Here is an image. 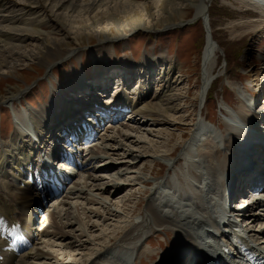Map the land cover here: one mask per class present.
I'll list each match as a JSON object with an SVG mask.
<instances>
[{"label":"bare ground","instance_id":"obj_1","mask_svg":"<svg viewBox=\"0 0 264 264\" xmlns=\"http://www.w3.org/2000/svg\"><path fill=\"white\" fill-rule=\"evenodd\" d=\"M209 1L0 0V74L12 69L16 62L27 63L33 59L47 57L48 62L44 66L46 67L52 65L53 58L63 59V56L68 52V55H72L79 47L78 45L70 47L66 51H59L57 57L49 59L50 53L59 40L65 39L64 37L70 36L69 33L77 31L68 32V28L73 26L71 25L73 20L85 23L76 34L87 30L97 32L99 30L97 27H106L114 23L122 26L127 20L130 21L126 22L127 24L136 25L131 28L134 30L138 27L150 28V26L143 25L144 22L147 23L150 20L165 18L171 22L173 14L181 15L179 10L182 7H190L195 9V17L202 18L206 31L202 54L201 85L197 96L199 119L193 123L185 122L184 117L187 114L184 113L183 108L173 103L176 100L186 103L184 96L173 95L165 104L159 101L163 94L173 90L171 86L176 83V80L172 74L177 71L176 63L166 62L167 60L164 61V57L160 56L162 67L158 74L161 83L156 86L151 85L149 89L145 90L138 87L140 89L138 93L135 88L132 93L137 95L135 94L133 97L128 96L129 94L123 88L119 90V86L124 87L126 81L119 82L122 75L118 77L121 73L118 74L117 91L111 96L112 99H109L110 102L106 104V112L104 113L105 110L100 109V114L104 116L109 109H122L124 105L126 109L137 114L138 118L141 117L138 123L145 124L146 127L131 125L123 119L118 120L115 117L113 122L114 128L115 125L117 126L115 131L109 135L106 129L104 133L100 134L104 130L105 119L109 115H106V118L94 120L96 133L93 134L91 141H95V137L99 134L101 143L88 144L85 152L90 154L91 161L95 160L96 165L91 166L90 160L82 157L81 154L82 172L84 173V169L91 172L83 177L85 180L82 185H80L81 181L80 183L73 182V178H69L66 184L67 192L63 198L70 200L73 197V199L85 198L84 200L89 204L98 207L93 210L92 208L87 209V213L80 212L67 200L53 198V208L52 205L48 206L52 209L47 208V218L45 217L47 224L46 229L42 228V233L34 226L36 214L44 206L40 201V195H33L34 188L31 181L36 165L39 164L37 163L39 160L34 156L38 157L42 155L43 151H46L47 130L52 129L57 123L68 117L72 120L74 113L81 107H85V111H91L94 105L88 104L86 107L82 102V97L75 94L78 89L82 88V83L78 79L76 82H68V87H61L58 85L59 83L56 85L51 83L49 102L38 110L28 107L14 111L12 107L18 109L12 100L17 95L14 92H10L5 99L3 98L4 100L0 101V103L6 102L11 106L10 110L13 113L15 125H13L12 135L7 140L0 137V251L3 253L0 264H134L136 260L138 264H196L199 260L203 261L208 257L212 258V256L229 258L228 264H245L241 253L243 247L253 249L255 253L264 252V171H262V167L264 169V106L253 109L254 107L250 104L251 100L246 96V93L236 88L237 98L242 101L239 109H234L229 103L221 104L223 121L219 125L211 124L203 116L202 109L211 87V68L217 49L211 31V22L208 20L207 3ZM235 1L245 7L244 11L248 12L247 19L244 17L242 23L239 24L240 27L248 30L264 28V0ZM48 15L53 20L54 27L50 32H45L44 29L41 30V27L44 25L43 21L49 20L45 18ZM61 17L63 18L61 19ZM104 18L111 22H105ZM103 50H105L103 47H95L90 51L92 58L96 59L98 63L102 60L101 56L109 58L107 56L111 54H104ZM150 63L151 58L143 62L141 66V69L146 72L144 79L146 77L145 81L147 82ZM131 66L133 64L130 63V65L124 66V69H131ZM105 68L106 70L99 68V71H103L96 77L112 70L110 67V69ZM41 70L43 69L41 68ZM80 74L82 77L83 74ZM93 82L103 86L97 78L93 79ZM57 85L58 87H56ZM151 89L153 93L149 94ZM70 94L75 95L74 97L72 95V100H70ZM117 98L123 103L122 106L116 103ZM92 99L95 101L94 98ZM193 107L195 108V106ZM75 120L78 121V118H74ZM152 120L157 124L170 127L176 124V129L181 130V134H179L181 140L186 137L188 130L191 134L186 137L187 140L172 144L174 133L168 132L172 137L166 138L163 142L168 152L159 153L157 149H154L148 157H155L159 166L167 163L170 166L169 171L165 177L150 181L146 175L140 174L135 177L133 173L136 171L129 170L137 163H141L144 160L142 159L144 155L148 154L145 147L147 135L152 136L155 132V128L150 127ZM163 132L165 130L158 131V133ZM253 141L256 143L251 144ZM176 151H181L178 155L179 158L172 160L170 157ZM76 153L81 152L76 151ZM238 159L243 160V165L239 172L233 176V171L239 165ZM75 165L78 166L80 163ZM59 166L62 165L59 164ZM55 168L53 167V169ZM99 170L101 174L93 175ZM111 170L113 172H110ZM144 171H147L145 165L142 166L139 173L143 174ZM170 172H172V176L169 175ZM249 177L251 178L249 184L251 196L249 195L250 199L248 198L249 200L245 203L247 208H243L242 205L240 206L241 203L237 204L238 202L232 207L231 202L225 205L223 193L227 188L233 193L232 199L241 196V199L237 201L245 202L243 195L248 192L246 190L248 185L246 184L244 187V184L249 180ZM91 183L92 186H90ZM134 184L147 186L149 193L146 203L143 212L138 214L139 220H136L135 217L131 223L120 228L122 225L119 223L122 221H119L118 218H122V216L118 215V206L115 203L109 204L111 194L116 190L130 188ZM55 188L59 189L60 187L55 185ZM255 189H260L259 194H253ZM64 190L65 188L61 193ZM123 200L124 198H121L116 202L122 204ZM65 202L68 205L67 208L62 207ZM254 205L259 209L257 212L252 211ZM111 206L114 207L111 208ZM72 208L75 210H71ZM100 208L106 210L107 216L117 218L113 224L117 226L113 228L114 232L103 233L104 228L102 229L100 226L102 230L97 229L98 224L94 226V223L91 222L92 216L102 220L103 212H100ZM42 215L44 216V212ZM45 218L43 222H45ZM105 218L104 221L109 220V218ZM237 220L241 223L239 224ZM16 221L21 224L20 229L28 232L25 237H30L31 243L33 242L34 245L20 255H12L7 249L11 241L2 234V232H9L12 229L11 224ZM50 227L54 233L60 232V238H67L71 235L74 242H79L78 247H75L73 252L63 248H69L70 245L66 243L54 244L55 248H49L47 243L49 241L41 240V238H44ZM65 228L67 232L62 230ZM152 230L163 232L165 235L169 233L176 237V246L173 247L178 251L175 253L176 255L170 253L167 257L161 256L160 260L156 262L155 252H143L141 247L143 238L145 239ZM98 235L102 236L99 243L89 248L88 245L93 244L94 238H97ZM25 237L23 236L22 239L26 240ZM12 238L20 239V236L14 231ZM238 238L241 239L242 245L234 246L232 239L236 241ZM246 240L248 241L246 242ZM82 250L87 252L84 253ZM78 251L82 252L77 253ZM214 253L217 254L214 255ZM79 255L81 256L80 261L75 258ZM143 256L149 260V263L142 261ZM28 259L34 262H30Z\"/></svg>","mask_w":264,"mask_h":264},{"label":"rangeland","instance_id":"obj_2","mask_svg":"<svg viewBox=\"0 0 264 264\" xmlns=\"http://www.w3.org/2000/svg\"><path fill=\"white\" fill-rule=\"evenodd\" d=\"M208 4H209L207 7L208 20L209 22H211L210 23L211 31H212L213 39L216 42L217 49L215 51V57L212 62V68H211L212 69L211 70L212 81L210 85L211 87L209 88L210 90L208 92L205 105L203 106L202 113L203 116L208 121L211 122V124L219 125L223 121V117H222L223 113L221 112L222 109H220L222 106L221 104L224 105L225 103H229L231 106L234 107V109H239V107L242 105V101L239 98H237L238 96H237L236 88L240 91L245 92L248 95L251 93V91H255L257 95L256 109L264 106L263 105L264 104V67H263L264 59L262 60V58L264 57H261L264 56V28L257 30H252L251 28V30H248L240 27L239 24L242 23L244 17L247 19L248 12L244 11L246 10L245 7H242L235 0H210ZM179 11L182 14L181 15L173 14L172 17L173 20L171 19V22H169L170 20H165V18L150 20L149 22L147 23L144 22L143 24L145 26H150V28L138 27L134 30L131 28L136 25L127 24L126 22H130L127 20L125 24L122 26L114 23L106 27L104 26L97 27L99 28L97 32L87 30L80 34H76L83 27L82 24L85 23H82L81 21L73 20V23L71 24L73 26L68 28V32L76 31V30L77 31L73 33H69L70 36L64 37L65 39L61 38L57 43V45L53 48L52 52L50 53L49 59H52L53 57H57L59 51L62 50L66 51L67 49L75 45L81 47L76 48L75 52H73L72 55H68L69 53L68 52L67 55L63 56V59L53 58V60H51L53 61L51 66L44 67L48 62L47 57H44L43 59H35V60L33 59L27 63L26 62L14 63L15 64L13 67L14 69L12 68L9 71H5V73L3 74H0V101L4 100L5 97H7L10 92H14V93L17 92L16 97H13L12 99L14 101V104L18 108L15 109V107L14 108L12 107L14 111L23 108L26 109L28 107L33 110L35 108L36 110H38L41 106L49 102V98L51 95V83L54 85L59 83L58 85H60L61 87H68L69 85L68 82L71 81L76 82L77 79L79 78L78 76H81L80 73H82L83 70H85L87 74L94 75L95 72H97L99 65L101 67L108 65L107 69H110L112 67L109 68V66L123 68L126 65H130V63L133 64V66H131L130 69V70L133 69L131 71L133 74L132 76L133 80L131 84H129V86L131 85V87H128L125 90H127V92H130L136 88L135 89L136 93H138V91L141 88L145 90L146 88L149 89L151 85L156 86L157 84L161 83L160 82L161 79L159 77L160 75L158 74V71L162 67V63H160L162 62L160 60V56H163L164 61L166 60H167L166 62L172 61L177 65V71L173 72L172 74V77L176 80V83L171 86V88H173L172 92H166L165 94H163L161 100L159 101L160 103L165 104L166 102H168L169 98L172 97L173 95L184 96L186 103H183V101L181 100H176L173 103L183 108L184 113L187 114V116L184 117L185 122H190V123L195 122L197 119H199L197 113L198 112L197 96H198V89L201 85L202 54H203V47L205 44L206 31L202 18H196L194 15L195 9L190 7L188 8L182 7ZM45 18L49 20L43 21L44 25L41 27V30L44 29L45 32L47 31L50 32V30L54 27L52 23L53 20L49 15L45 16ZM62 18L63 17H61V19ZM63 21L67 22L65 20ZM104 21L111 22V20H107L105 18ZM104 21L102 20V22ZM95 41H97L98 43ZM84 44L88 46H83ZM95 47H103V49H105L103 50L104 54L111 53L109 56H107L109 58H105L101 56L102 60L100 61V63H98L96 59L92 58L91 56L92 53L90 52ZM149 58H151V63L147 74V80H148L147 82L145 81L146 77L144 79L146 72L143 71V69H141V66L143 62H146V60L148 61ZM94 60H96V62H94ZM104 62L107 63L104 64ZM168 64L166 65L168 66ZM41 68L43 70H41ZM118 77L116 76L114 77V79L116 78L118 80ZM114 79H112V81L109 84V86H111L110 88L115 87V86L113 87L111 84L112 82L113 83L115 82L116 79L115 80ZM122 79L120 78L119 82L126 81L125 80L126 78H124V80ZM58 85L56 87H58ZM18 86L21 87L19 88ZM83 88H85V85L82 86L81 90H83ZM136 93H130L128 96L133 97L135 96ZM152 93L153 90L151 89L149 94ZM75 94H77V92H75ZM72 95L73 94L69 95L70 100H72L71 98ZM74 96L75 95H73V97ZM102 99L104 100L105 98ZM193 106H195V108ZM10 108L11 106L9 104H6V102L0 103V137H2L3 140H7V138H9L13 132V125H14L13 113L10 110ZM139 118L137 119L133 118L132 120L129 121L125 120V122H128L129 124L135 126L146 127L145 124L140 125L138 123ZM105 123L106 124L104 126V130L100 134L104 133V131H106L107 129L108 130L107 133L111 135L112 131L114 132L117 126L115 125L114 128V124L111 123L110 120L105 121ZM150 127L155 128V132H153L152 136L147 135V139H146L147 143L145 147L147 149L148 154L144 155V157L142 158L144 160H142L141 163H137L133 168H130L129 171H136V173L132 172L133 174H135L133 175L135 177L139 176L140 174L146 175V178L151 181L155 178L165 177L166 173H168L169 171L170 166L167 165V163L163 165L160 162L159 164H161V166H159L157 164L158 160L155 157H148V155L152 154L154 149H157L159 153L168 152L167 148L164 146L163 143L166 138L172 137L168 132L174 133L172 144H178L182 140H187L186 137L190 136L191 133L190 130H188L186 137L181 140L179 138V134H181V130L176 129V124L170 127L162 124H157L152 120L150 122ZM164 130L165 132L158 133V131H164ZM97 137H98L97 140L93 142L94 144L100 141L99 140L100 135H98ZM100 143L101 142H99V144ZM255 143H256L255 141L251 142V144H255ZM180 152L181 151L174 152V155L170 158L172 160L178 159L179 158L178 155L180 154ZM84 156L85 158L90 160L91 166L96 165V163H94L95 160L91 161L92 158L90 157V154L85 152ZM113 156L115 157V155ZM238 162L239 165L235 168L234 170L235 172L233 171L234 173L233 176L236 175L239 172V169L242 168L243 160L238 159ZM143 165L146 166L147 171H144L145 173L142 174L139 172ZM83 171L84 173L82 172V170L76 172L75 177H73V182L77 181L78 183H80L81 181L80 185L83 184V181L85 180V179L83 180V177L87 176V174L91 172L90 170L88 171V169L86 170L84 169ZM110 172L113 171L111 170ZM171 173L172 172L169 173L170 176L173 175ZM99 174H101L100 170L97 171V173L96 172L93 173V175H99ZM250 175L251 173L249 174V176ZM250 183H251V178L249 177V180L244 184V187L246 184L248 185V188H246L248 192L243 195V201L245 202L236 200L235 202H232L231 207L235 205L236 202H238L237 204L241 203L240 206L242 205L243 208L244 207L247 208V205H245V203L250 199L249 197L251 196V191H249ZM90 186H92V183L90 184ZM66 192L67 191L63 192L62 195H60L61 197L59 196L57 198L62 199L63 197H65ZM112 193L113 194H111L112 196L110 198L111 201H109V204L115 203V205L118 206L117 209L119 211L118 215L122 216V218H118V220L120 219L119 221H122V223L121 222L119 223L122 225L120 226V228H124L125 225L131 223L132 222L131 220H133V218L135 217L136 220L140 219L138 214L143 212L146 203V197L149 193L147 186H142V184H137V185L134 184L130 188L127 189L123 188L118 191L116 190L115 192ZM35 196H38L36 191H35ZM104 196L106 195L104 194ZM57 198L54 199L57 200ZM73 198L71 200L68 198H63V199L67 200V202L74 205V208L77 207L80 212H84V211L86 212L87 209L92 208L93 210L96 209V207H98L97 205L89 204L87 201L84 200L85 198H75V199ZM121 198H124V200L122 204L121 203L118 204L116 201H118ZM236 198L240 200L241 196L240 198L239 197ZM54 199L49 201L47 205L42 206L40 211H38L39 208L37 210L39 213L37 212L36 214L34 226L37 229H39L41 233L43 231L42 228L46 229L47 208L49 205H52L54 203L53 202ZM62 207L67 208L68 207L67 203L65 202L64 206ZM113 207L114 206H111V208ZM50 208L51 207H49L48 209ZM74 208H72L71 210H73ZM258 210L259 209L256 207V205H254L252 211L257 212ZM43 212H44V216L42 215ZM100 212H103L102 214L104 217L102 216V220H100V218L97 219L94 216H92L93 218L91 217V222L94 223L93 224L94 226L95 224H98L96 226L97 229L99 228L101 229V227L102 229L104 228L103 233L108 231L112 232L113 228L117 227L113 225L115 221H117V218L107 216L106 210L103 208H100ZM105 217L109 218V220L104 221L103 219ZM44 218H45V222H43ZM237 222L239 224L241 223V221L238 220ZM60 227L62 226L60 225ZM49 230L47 231V233H45L44 238L43 237L41 238V240L44 239L45 241H49L47 242L49 248L52 249L53 247L55 248L54 244L66 243L70 245L69 248H65V247L63 248L70 249V251L73 252L75 247H78L77 245H79V242L78 243L74 242L73 241L74 239L71 238V235L67 236V238H62V237L60 238L59 237L60 232L57 233L55 232L56 233L55 234L54 231H52L53 230L52 227H50ZM62 230L67 232L66 228ZM101 238L102 236L98 235L97 238H94V243L92 242L93 244L88 245V247L90 248L94 246L96 243H99V239ZM175 239L176 237L172 234L168 233L167 235H165L163 232H156L152 230L146 235L145 239L143 238L141 247L144 250L143 252L146 253L155 252L157 255L155 260L157 262L158 260H160L161 256L167 257L170 253L176 255L175 253H177L178 251H176V249L173 248L174 246H176ZM33 246L34 245L32 243L31 247ZM82 251L84 253L87 252L86 250L85 251L82 250ZM82 251H78L77 253H81ZM80 257L81 256L79 255L76 256L75 258H77V260L80 261ZM28 260L30 262H34L31 261V259ZM142 261L149 263V260L145 256L142 257ZM134 264H138L137 260L135 261Z\"/></svg>","mask_w":264,"mask_h":264},{"label":"water","instance_id":"obj_3","mask_svg":"<svg viewBox=\"0 0 264 264\" xmlns=\"http://www.w3.org/2000/svg\"><path fill=\"white\" fill-rule=\"evenodd\" d=\"M207 4H208V3H207ZM208 5H209V4H208ZM196 18H197V17H196ZM122 36H123V35H122ZM124 36H125V34H124ZM120 37H121V36H120ZM113 40H114V37H113ZM113 40H111V41H113ZM95 42H97V41H95ZM97 43H98V42H97ZM83 46H88V45H85V44H84ZM79 47H81V46H79ZM35 77H37V76H35ZM35 77H33V78H35ZM24 83H25V81H24ZM27 84H28V83H27ZM18 87H19V86H18ZM20 87H21V86H20ZM20 87H19V88H20ZM15 93H17V92H15Z\"/></svg>","mask_w":264,"mask_h":264}]
</instances>
